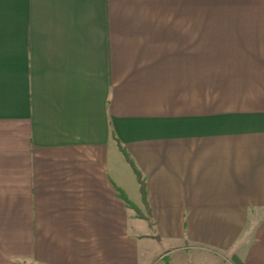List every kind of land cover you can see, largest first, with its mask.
Instances as JSON below:
<instances>
[{
    "label": "crops",
    "instance_id": "obj_1",
    "mask_svg": "<svg viewBox=\"0 0 264 264\" xmlns=\"http://www.w3.org/2000/svg\"><path fill=\"white\" fill-rule=\"evenodd\" d=\"M228 256L264 264V0H0V264Z\"/></svg>",
    "mask_w": 264,
    "mask_h": 264
},
{
    "label": "trees",
    "instance_id": "obj_2",
    "mask_svg": "<svg viewBox=\"0 0 264 264\" xmlns=\"http://www.w3.org/2000/svg\"><path fill=\"white\" fill-rule=\"evenodd\" d=\"M123 153L125 154V157L127 158V160H129V162H131V159L129 158V156L127 155V153L125 151H123ZM133 169L136 173L137 176V180L139 182L140 185V192H141V196H142V200L143 202H146V193H145V186H144V179L141 176V173L136 169V167L134 166V164L131 162ZM119 196L127 203L129 204L128 200L126 199L125 195L123 194V192L121 190H119Z\"/></svg>",
    "mask_w": 264,
    "mask_h": 264
},
{
    "label": "rangeland",
    "instance_id": "obj_3",
    "mask_svg": "<svg viewBox=\"0 0 264 264\" xmlns=\"http://www.w3.org/2000/svg\"><path fill=\"white\" fill-rule=\"evenodd\" d=\"M166 247V249H170V247H171V245H166L165 246ZM153 254H150V257L152 256ZM167 258V257H166ZM165 262L168 264L169 262H168V260L167 259H165ZM225 264H239V262H238V260L236 259V257H234V256H228L226 259H225V262H224Z\"/></svg>",
    "mask_w": 264,
    "mask_h": 264
}]
</instances>
